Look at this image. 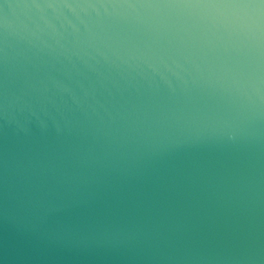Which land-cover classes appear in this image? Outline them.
<instances>
[{
	"label": "water",
	"instance_id": "water-1",
	"mask_svg": "<svg viewBox=\"0 0 264 264\" xmlns=\"http://www.w3.org/2000/svg\"><path fill=\"white\" fill-rule=\"evenodd\" d=\"M0 264H264V0H0Z\"/></svg>",
	"mask_w": 264,
	"mask_h": 264
}]
</instances>
